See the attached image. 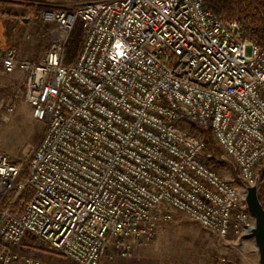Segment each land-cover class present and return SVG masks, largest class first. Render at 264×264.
<instances>
[{"label": "built area", "instance_id": "built-area-1", "mask_svg": "<svg viewBox=\"0 0 264 264\" xmlns=\"http://www.w3.org/2000/svg\"><path fill=\"white\" fill-rule=\"evenodd\" d=\"M44 17L59 30L42 58L0 53L5 72L26 71L25 98L46 123L27 171L0 150V264H44L21 253L28 236L76 264H99L107 248L126 257L175 213L245 237L244 193L190 127L210 125L264 207V50L241 19L205 0H83ZM78 19L84 38L66 62Z\"/></svg>", "mask_w": 264, "mask_h": 264}, {"label": "rangeland", "instance_id": "rangeland-1", "mask_svg": "<svg viewBox=\"0 0 264 264\" xmlns=\"http://www.w3.org/2000/svg\"><path fill=\"white\" fill-rule=\"evenodd\" d=\"M82 1L0 0V53L15 47L20 59L38 61L45 55L59 30L54 20L44 17L45 11L59 8L75 11ZM78 22L81 21L76 20L74 27ZM68 57L70 54L65 48L64 60ZM22 80L10 82L9 78L0 79V150L6 152L11 160L22 164L27 171L30 157L46 130V123L33 116L32 106L25 98ZM2 102L10 103L13 111L7 112L1 106ZM218 148V160L215 164L208 160L210 165L244 193V182L236 165ZM206 154L212 155L207 148ZM24 243L62 256L33 236H28ZM142 246L145 249L137 253V247ZM141 254V260L146 264H260L253 238L219 237L183 213H175L171 219L160 218L155 235L149 240H134L129 256H121L116 250L107 248L99 264L103 261L108 264L127 261Z\"/></svg>", "mask_w": 264, "mask_h": 264}, {"label": "trees", "instance_id": "trees-1", "mask_svg": "<svg viewBox=\"0 0 264 264\" xmlns=\"http://www.w3.org/2000/svg\"><path fill=\"white\" fill-rule=\"evenodd\" d=\"M207 7L216 15L224 18L238 17L241 19L244 36L255 42L264 50V0H205ZM84 38V29L81 22L73 28L70 38L66 43V50L70 57L66 62L72 61L77 54L80 43ZM193 131L203 132L206 148L212 155L208 157L211 163L218 160L219 148L215 144L210 125H201L198 122H191ZM264 167L261 169L260 177L263 176ZM30 198L29 193H24L21 200L25 202Z\"/></svg>", "mask_w": 264, "mask_h": 264}, {"label": "crops", "instance_id": "crops-1", "mask_svg": "<svg viewBox=\"0 0 264 264\" xmlns=\"http://www.w3.org/2000/svg\"><path fill=\"white\" fill-rule=\"evenodd\" d=\"M1 77L9 78L10 82L17 81V80L20 81L23 79L22 80L23 87L25 88V82L27 78L26 71L17 69L12 73H7L3 70L2 63L0 60V79ZM25 244L26 243H23L19 247L21 253L39 258L40 260L43 261L44 264H71V262L66 257L52 254L51 252L46 251V250L35 249V248L28 246V244L27 245ZM144 249H145L144 246L137 247L136 251L138 253L139 251H143ZM141 258H142V254L139 256L135 255L134 258L128 259L127 261H122V262H117V263L111 262V264H146L145 262L141 260ZM101 264H108V262L103 261Z\"/></svg>", "mask_w": 264, "mask_h": 264}, {"label": "water", "instance_id": "water-1", "mask_svg": "<svg viewBox=\"0 0 264 264\" xmlns=\"http://www.w3.org/2000/svg\"><path fill=\"white\" fill-rule=\"evenodd\" d=\"M244 196L248 209L255 219L253 227L245 237L255 240L259 252V263L264 264V207L260 200L257 186H246Z\"/></svg>", "mask_w": 264, "mask_h": 264}]
</instances>
